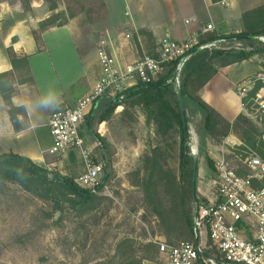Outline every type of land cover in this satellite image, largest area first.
Listing matches in <instances>:
<instances>
[{
	"label": "crops",
	"instance_id": "obj_1",
	"mask_svg": "<svg viewBox=\"0 0 264 264\" xmlns=\"http://www.w3.org/2000/svg\"><path fill=\"white\" fill-rule=\"evenodd\" d=\"M91 1L94 2V9H88L101 15L97 18L94 12L85 23L73 15L70 8L68 15L57 1V7L51 9L47 0H0V74H8L6 81L12 88L10 104L0 93V154H20L43 168L56 160L48 153L53 145L48 126L50 116L60 107L75 105L100 78L98 50L102 44L119 64L124 65L147 53L150 39L151 45H157L163 38L183 41L208 24L215 27L209 33H240L244 12L264 5V0ZM59 11L63 12V17L66 16L62 20L64 24L49 27L37 39L33 31ZM142 29L148 30L150 39L140 33ZM9 48L18 57L27 56L29 74L24 77L30 76V81H19L21 73L14 70L6 53ZM217 69L197 95L231 123L239 115L252 119L260 127L264 145V114L256 115L248 110L238 92L239 84L264 69V57L253 56L218 65ZM104 99L107 96H102L95 108L104 103ZM123 109V105L119 104L109 119L97 125L96 131L100 136L111 133L112 123H117L116 118ZM128 115L131 117V113ZM259 117L261 122L257 119ZM132 121L135 122L134 116ZM234 132L224 138L225 143L230 148L238 146L245 152L251 150L245 140ZM84 135L87 136V142L84 139L86 145L92 148L94 154L99 147L98 140L89 134ZM103 152L104 149L101 154L104 158ZM76 159L83 168L75 149L69 150L62 159L61 165L68 168L65 169L67 175L75 174L71 167Z\"/></svg>",
	"mask_w": 264,
	"mask_h": 264
},
{
	"label": "rangeland",
	"instance_id": "obj_2",
	"mask_svg": "<svg viewBox=\"0 0 264 264\" xmlns=\"http://www.w3.org/2000/svg\"><path fill=\"white\" fill-rule=\"evenodd\" d=\"M56 1L61 3V8H65L68 15L70 8L71 13L85 23L95 12L90 11L94 9V2L91 0L90 3L88 0ZM95 13L97 18L101 15ZM64 19L66 16L60 21ZM92 33L98 35L93 30ZM123 107L116 118L117 121L115 120L117 123H112L111 133L107 132L102 136L106 144L103 148L106 158L101 156V144H98L99 147L93 154L94 159L103 165V181L106 174L109 177L104 181L109 187V192L95 193V206L92 205L91 209L80 213L79 207L76 208L72 204V201L79 199L78 195L67 194L66 198L57 196L66 199L61 201L60 210L56 208V200L53 197L43 198L15 181L0 179V264H93L96 260L111 259L115 254L117 242L124 236L135 241L138 256H145L142 264L144 261L148 264H167V256L160 249L157 259L152 260L148 259L150 257L144 253V248L148 242L156 244L154 240L157 239L166 242L163 230L168 231L175 240L182 223L177 222L171 212L172 195L165 187L166 176L161 175L159 180L157 208L161 207L165 217L169 218L167 226H164V222L162 223L149 207L141 180L146 176V171H149L145 163L147 156L150 158L151 155H158V151H154L156 147L161 148L160 153L167 174L170 172L179 180L180 137L177 132L166 136L159 135L156 124L147 117L141 104L128 102ZM247 107L254 112L251 106ZM130 113L131 117L128 115ZM185 115L190 155L192 148L196 146L197 153L192 156L198 157L196 194L189 203L192 212L200 203L197 200H203L205 194L211 192L210 179L214 177L218 160L224 158L238 173H247L242 160L247 156L258 155L252 151L230 148L224 139L215 142L206 137L202 116L191 102L186 104ZM132 116L135 122L132 121ZM257 119L262 121L260 117ZM253 124L261 134L260 127L254 122ZM244 125L241 123L234 129V133L242 140ZM85 136L83 137L87 142ZM91 137L100 142L95 135ZM261 137L262 134L258 138ZM208 158L214 161L215 169L207 166ZM72 164L71 170L75 173L73 176L67 175L68 168L62 165L59 171L49 173L68 176L75 181L84 168L78 159ZM202 236L200 243L203 246L208 240L205 233Z\"/></svg>",
	"mask_w": 264,
	"mask_h": 264
},
{
	"label": "trees",
	"instance_id": "obj_3",
	"mask_svg": "<svg viewBox=\"0 0 264 264\" xmlns=\"http://www.w3.org/2000/svg\"><path fill=\"white\" fill-rule=\"evenodd\" d=\"M51 9L57 7L56 0H47ZM63 12L50 16L48 19L40 23L39 29L34 30L33 33L38 39L42 31L52 26H59L64 24L65 21H59L63 17ZM243 30L240 33L216 34L206 33L199 36L201 44L212 42L216 39L224 38L229 43L235 42V37L238 35L247 36L245 40H238L242 48H221L212 47L197 49L192 53L188 61L184 64L180 72V85L176 86L174 83L167 85L171 82L175 67L169 66L166 73L160 75L158 79L150 83H140L137 88L130 89L125 92L123 99L119 100L118 96L109 97L98 108L95 104L90 108L80 125V134L95 135L100 142L101 148H105V139L96 131V127L102 121L111 117L116 107L126 105L128 102L141 104L147 113V117L154 121L157 127V132L161 136L170 135L177 132L180 137L179 144V164H180V178L176 179L172 173H168L164 169L160 147L154 148L158 151V155H151L150 158L145 160L149 171H146V176L141 180L142 188L146 196V201L152 211L157 214L158 218L164 222V226L170 222L168 217H165L163 210L157 208L159 201L157 188L159 187V180L161 175H165V187L171 192L172 209L171 212L176 217L177 222H181V230L175 237H171L168 231L163 230L167 238L166 243L176 245L181 241H190L196 243V233L194 230V211L189 209V203L193 199V163L194 157L190 155L189 150V134L188 128L184 127L183 116L181 114L179 102L177 100V91L181 92L184 106L187 102L195 105L202 116L203 132L206 137L213 141L224 139L231 131H235L238 125L244 123L243 139L246 144L251 148L248 151H254L261 158H264V145L259 137L261 135L253 122L245 115H239L236 120L231 123L220 115L214 108L202 100L197 92L202 88L211 77L217 72L218 65H227V63H235L241 60L249 59L253 56H264V43L258 40L259 36H264V5L255 9L244 12L242 15ZM141 34L150 36L148 30H140ZM229 37H232L229 40ZM146 51L148 54H153L157 45H151L152 40H149ZM10 62L14 70L20 71L19 81L31 80V77H24L29 74V63L27 56L18 57L11 48L6 50ZM8 74H0V93L7 104L11 103L12 88L8 85L6 78ZM258 89L256 85L247 95L243 98V104L250 106L251 98L255 96ZM102 98V97H101ZM100 98V100H101ZM103 101V100H102ZM247 125V126H246ZM235 129V130H234ZM236 149H243L242 147L234 146ZM94 159V157H93ZM95 162H97L94 159ZM207 166L215 169L214 161L208 158ZM167 174V175H166ZM46 168L35 164L30 158L20 154L8 153L0 154V179H9L19 183L25 189L32 190L38 196L43 198L55 199L56 208L62 209L61 201L66 200L67 194H76L79 199L72 201L74 207L80 209V213L87 209H91L92 205L95 206L96 194L88 189L78 186L74 178L62 176L60 174H53ZM215 175V174H214ZM108 175L104 177V181L108 179ZM264 185L263 182L260 183ZM57 196H63L58 198ZM198 204L205 201L197 200ZM161 206V204H160ZM171 227V225L169 226ZM182 239V240H181ZM207 244H203L202 252L196 264H211L208 259H213L217 264H232L225 262L222 256L212 246L211 240ZM205 239V240H206ZM180 240V241H179ZM201 241V239H200ZM159 245L148 242L144 248V253L150 257L148 259L155 260L158 257ZM145 256H138L135 247V241L127 236L122 237L116 244L115 254L109 259H100L93 262V264H142ZM206 260V261H205Z\"/></svg>",
	"mask_w": 264,
	"mask_h": 264
},
{
	"label": "built area",
	"instance_id": "obj_4",
	"mask_svg": "<svg viewBox=\"0 0 264 264\" xmlns=\"http://www.w3.org/2000/svg\"><path fill=\"white\" fill-rule=\"evenodd\" d=\"M214 29L213 24H208L183 41L163 38L153 54L143 53L136 61L124 65L119 64L102 44L98 50L102 72L100 78L75 105L60 107L50 116L48 126L53 145L48 153L56 160L50 162L46 169L59 171L64 156L75 149L84 168L75 179L76 184L93 193L107 194L109 187L103 181V165L94 161L92 148L86 145L80 134L79 128L85 115L102 96H118L121 100L126 91L137 88L140 83L155 81L166 73L169 66L175 67L170 83L179 86L180 72L194 50L243 47L238 40L229 43L224 38L201 44L199 36ZM258 40L264 43V36H259ZM256 85L258 89L250 100V106L256 114H264V69L239 84L238 92L245 98ZM191 153H197L196 146ZM242 162L247 173H238L224 158L218 160L215 175L210 179L211 192L205 194L206 202L198 204L194 211V230L199 237L198 242L181 241L169 245L154 240L160 251L166 254L167 264H196L202 252L200 239L204 233L225 262L264 264V185H258L264 180V160L253 155L245 157ZM208 261L217 264L213 259Z\"/></svg>",
	"mask_w": 264,
	"mask_h": 264
},
{
	"label": "water",
	"instance_id": "obj_5",
	"mask_svg": "<svg viewBox=\"0 0 264 264\" xmlns=\"http://www.w3.org/2000/svg\"><path fill=\"white\" fill-rule=\"evenodd\" d=\"M248 37L247 36H243V35H238L235 37V40H245L247 39ZM232 37H229V40H231ZM196 50H194L193 52H195ZM171 84L170 82L167 84L169 85ZM177 100L179 102V106H180V110H181V114L183 116V122H184V127L185 128H188L187 126V119H186V115H185V106H184V102H183V99H182V95H181V92L180 91H177ZM99 104V101H97L95 103V107H97V105ZM188 133V132H187ZM194 163H193V195L196 194V185H195V182H196V178H197V173H198V157L197 156H194ZM199 241V237L196 236V242Z\"/></svg>",
	"mask_w": 264,
	"mask_h": 264
}]
</instances>
